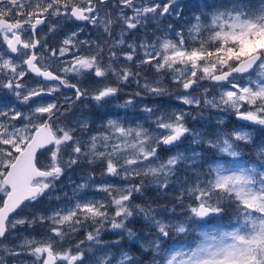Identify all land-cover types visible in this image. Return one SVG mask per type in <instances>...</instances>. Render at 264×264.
Returning a JSON list of instances; mask_svg holds the SVG:
<instances>
[{"label": "snow or ice", "instance_id": "snow-or-ice-1", "mask_svg": "<svg viewBox=\"0 0 264 264\" xmlns=\"http://www.w3.org/2000/svg\"><path fill=\"white\" fill-rule=\"evenodd\" d=\"M188 6L182 0H0V90L8 93L0 96V264H143L129 251H111L120 239L103 241L105 225L129 240L144 239L143 252L153 253L149 264H264V164L226 167L214 160L205 174L196 170L201 153L179 150L191 135L194 144L206 143L240 158L238 142L252 144L264 132V0H204L203 8L192 3L197 11L186 27L176 30L168 24L155 39H126L159 18L183 19ZM86 28L94 30L95 39H80ZM58 32L64 35L53 47L47 35ZM53 58L60 62L58 69L45 63ZM148 69L155 79L143 74ZM69 74L73 79L91 77L96 86L90 90L79 80L72 83ZM29 76L36 80L34 86L25 83ZM161 77H170L177 86L174 98L180 104L230 110L245 124L222 139L204 140L187 120L202 118V111L167 112L143 104L140 112L149 118L160 113L147 128L138 119L104 110L129 82L136 89L118 107L134 106L138 98L168 96ZM203 81L211 82L218 94L208 98V88L197 93ZM61 89L72 95L64 96L63 103L58 98L44 102ZM82 101L94 102V117L100 121L94 132L95 121L83 111L72 121L61 120ZM45 152L48 162L42 163ZM258 154L264 156V141ZM82 162L99 163L101 177L121 183H97L92 171L75 184L72 196L57 194L61 178ZM181 170L193 171L196 178L181 179ZM177 186V204L171 209L160 205L159 199ZM89 187L105 196L88 198ZM148 189L155 190L157 200L134 204V196ZM45 197L66 202L19 215ZM185 198H191L187 205ZM176 206L186 209L183 220L170 218ZM229 206L236 217L230 230L202 231L194 246L180 243L178 238L186 240L193 225L223 216ZM137 215L151 239L127 227L126 221ZM88 224L94 227L85 239L72 244L74 234ZM37 225L44 227L41 237L5 242L18 229ZM25 256L30 259H21Z\"/></svg>", "mask_w": 264, "mask_h": 264}, {"label": "rangeland", "instance_id": "rangeland-1", "mask_svg": "<svg viewBox=\"0 0 264 264\" xmlns=\"http://www.w3.org/2000/svg\"><path fill=\"white\" fill-rule=\"evenodd\" d=\"M182 2H187L189 4L187 10L184 12L183 19L177 20L175 17L159 18V20H154V21L149 22L146 29L141 28L140 30L133 31L132 33L129 34V36L126 39H128L129 41H132V40L139 41L140 39H144L146 35L148 39H155L156 36H161L164 34L166 25L168 24L173 25V27L176 30H179L181 27H186L190 21L192 14L196 12L197 10L191 11L189 9L191 5L190 0H182ZM116 27L118 30L119 26H116ZM67 30H70V29L66 27L65 31ZM46 33H47V28L44 27L41 30L40 34L43 36ZM89 33H93V34L89 36ZM63 35H64V32H58L56 34H48L47 39H48L49 44H51L53 47L58 46V43L62 39ZM95 35L96 33L94 32V30L90 28H86L85 33L81 34L80 39H85V38L95 39ZM105 55H107V53H105ZM45 63H51L53 69H58L61 66L60 62L54 58L51 61H45ZM120 63H123V61H120ZM118 66L119 64H117V67ZM143 74L149 77L150 79L156 78L151 69L146 70ZM69 78L71 79L72 83H76L79 80V82L81 83L83 87H87L90 90L96 86V81L92 79L91 77H87L83 79L77 77L73 79L72 74H69ZM161 79L164 85L168 87L169 89L168 96L163 97V98H158V97H144L142 99L138 98V102L134 106H130L128 108L118 107L117 105L123 104L124 100L127 99L129 93H131L133 90L136 89V85L132 82H129V84L127 85H121L120 93H118V95L115 98L109 101V103L106 106V109L104 110L108 111L111 115H119L121 118H124L125 116H127L133 120L138 119L141 122H143L144 126L147 128L153 127L151 120L155 118V115H159L160 113L157 112L153 115V117L149 118L146 113L140 112V108L142 107L143 104H148L149 106L160 109V111H167V112H171L174 109H185L187 111H191L193 115H196L197 111H202L203 112L202 118L198 117L196 120L193 121L191 117H188L187 120H188V126L200 132L204 140H207L209 138L215 140L218 137L222 139L225 134H230L234 130H238L243 126L242 124H240L239 121L236 120L235 115L230 110L222 111V110L211 109V108L194 110V109L189 108L188 106L180 104L174 98L175 95L179 94L177 86L171 82L170 77H161ZM237 79L240 80L241 83L246 82V78L241 79L240 77H238ZM109 81L115 82V77L109 76ZM25 83H27L29 86H34L36 83V80L34 79V77L29 76L26 79ZM203 88L209 89L208 98H212V96L218 94V91H219V89L212 86L211 82L203 81L201 82V88L197 89L196 92L197 93L202 92ZM7 95H8L7 92L0 90V96H7ZM70 95H72V92L70 90L61 89V91L55 94L54 97L44 98V102H50L51 99L58 98L59 102L63 103V97L70 96ZM85 105H88V107H85ZM21 110L27 111V108L22 107ZM81 111H83L86 115H90L91 118L95 121L93 124H91V129L94 132L100 123V121L95 120V117H94V111H95L94 102L90 103L89 101H82V102L77 103L72 113L67 117H62L61 120L63 121L67 119L69 121H72L81 113ZM229 116H231L235 120L228 118ZM220 120H223V123H220L219 122ZM263 138H264V135L257 137V134H256L254 143H252V148H250V150L246 149L245 147H239V151L241 152L245 151V152H242L244 155L248 154L252 157L251 159L252 162H247L246 160H243V156L240 157L243 160V162H241L239 158L228 157L225 154L219 153L217 149L209 148L206 143L194 144L192 143L193 137L191 135H189L186 139H183L182 143L179 145V150L185 151L188 154H190V152H188L189 149H192L198 153H201L202 155L198 159H200L202 163L197 166L196 170L201 173H205V174L207 173L208 166L210 164H213L214 160L218 163H223L226 167H232L235 165H240L244 167H252V166L259 167L260 164H264V156H261L258 154V147L261 145V141ZM215 152L218 153L220 158H218L217 156H214ZM161 155L163 156L165 154L162 153ZM47 156H48V153H43L40 156V160L42 163L48 162ZM254 157H256V161H261L260 164L254 161ZM183 167L184 166H182V169ZM92 171H95L96 173L94 180L97 183L101 181H104L107 183H117V184L121 183V181L118 178L101 177L100 172L102 171V166L99 163L89 166L86 162H82L79 167H74L71 171L67 172L65 176L61 178V180L58 182V185H57V189H58L57 194L61 195L62 197L64 196L65 193H67L68 196H72L73 188L75 187V184L84 182V180L86 179V174ZM178 176L181 179H187L189 182L193 181L196 178L195 175L193 174V171L191 170L189 171L181 170L178 173ZM174 189L179 191L178 186L175 187ZM86 192H87L88 198H93L97 200L102 199L105 196L104 193L96 192L94 187H89L88 189H86ZM65 202L66 200H62L60 202H57L54 200L49 201V199L45 197L41 199L39 202L28 204L25 208L20 210L19 215H30L35 212L44 211L57 203L62 204ZM188 203L189 202H186L184 205H187ZM228 209H229V214H232L231 216L229 215L230 216V220L228 221L229 224H226V223L219 224V221L216 218V216L209 217L213 221L209 222L208 224L205 222H199L193 225V231L189 233L187 239L185 240L186 243H183V244H187L188 246H194L193 242L201 238L199 233L202 231L214 233V232H218L222 230H230L234 226L236 217H235L233 208L229 206ZM183 212H184L183 217H178V215L180 214V211H177L175 215H170L168 213H163V212L161 214L170 215V218L172 220H183L187 216L186 209H184ZM139 217L141 218V216ZM209 218H206V221H208ZM93 227L94 226L91 224L85 225L83 228H81L79 232L74 234L70 242L72 244H75L76 242L80 240H84L86 232L91 231ZM147 232L148 233H137V235L142 238L151 239V235L148 230ZM117 233H121V235L118 236ZM44 234L45 233H44L43 226L37 225L35 226L34 229H30V230L25 227V228L18 229L16 233L11 234L5 242L8 244H16L17 241L22 239L24 236H35L39 238ZM101 238L103 241H113L116 239H120V242H121L123 241V233L121 232V230H112L109 225H105V229L101 232ZM104 238H107V239H104ZM132 241L139 242L141 245L144 243V239L132 240ZM119 245L117 247L112 248L111 251H113L114 253H118L119 251L123 250V247H119ZM67 246L68 245L66 243L64 247H67ZM99 254L100 253L97 252V255ZM152 256H153V253L151 252V258ZM21 259L27 260L30 258L25 256ZM157 259H159V257H157ZM8 264H13V261L9 260ZM17 264H20L19 260H17Z\"/></svg>", "mask_w": 264, "mask_h": 264}, {"label": "trees", "instance_id": "trees-1", "mask_svg": "<svg viewBox=\"0 0 264 264\" xmlns=\"http://www.w3.org/2000/svg\"><path fill=\"white\" fill-rule=\"evenodd\" d=\"M209 2H211V0H209ZM190 3L191 4L197 3L199 5V7L203 8L204 0H190ZM189 9L191 11L197 10L196 8L191 7V5H190ZM263 135H264V132H258L257 133V137L263 136ZM262 141H264V138L262 139ZM240 146L245 147L246 149H249V150H250V148H252V145H250V144L246 145L245 143H240ZM242 152H245V151H242ZM214 156L219 157L217 152L214 153ZM248 156H250V155L247 154V157ZM254 158L256 159V157H254ZM169 192L171 193V195L169 197L161 198V199H159L158 202L160 205H167V207L169 209H171L174 205L177 204V202L173 199V197L175 195H177L179 191L172 188L169 190ZM156 200H157V197L155 195V190L154 189H148L147 192L143 196H140V195L134 196L133 203L134 204H144V203H147L149 201H156ZM190 200H191V198H185V200L183 201V204H185L186 202L190 203ZM154 206H155V204H154ZM183 210L184 209L182 207L176 206L175 212L177 213V211H180V214L178 215V217L184 216ZM229 215L231 216L232 214H229V209H228L227 212L223 216L216 217L219 221V224H223V223L229 224L228 223V221L230 220ZM211 221H213V220L211 218H209V220L206 223L208 224ZM126 224H127L128 228L133 229L136 233H148L147 232V230H148L147 225L145 224L143 219H141L138 215L130 218L129 221H126ZM104 239H107V238H104ZM178 240L182 244L186 243L185 238L183 236L179 237ZM119 247H123V250L129 251V253L131 255H133L134 257H136L138 260H142L143 264H149L150 260L152 259L151 258V252L144 253L142 248H141V244L139 242H134L132 240H129L126 233H123V241L120 242Z\"/></svg>", "mask_w": 264, "mask_h": 264}, {"label": "flooded vegetation", "instance_id": "flooded-vegetation-1", "mask_svg": "<svg viewBox=\"0 0 264 264\" xmlns=\"http://www.w3.org/2000/svg\"><path fill=\"white\" fill-rule=\"evenodd\" d=\"M241 124L244 125L245 123H242V122H241Z\"/></svg>", "mask_w": 264, "mask_h": 264}]
</instances>
